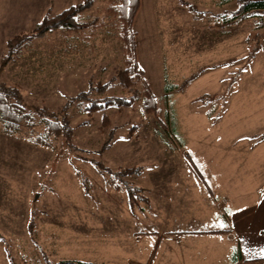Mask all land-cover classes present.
<instances>
[{"label": "rangeland", "instance_id": "374dc122", "mask_svg": "<svg viewBox=\"0 0 264 264\" xmlns=\"http://www.w3.org/2000/svg\"><path fill=\"white\" fill-rule=\"evenodd\" d=\"M110 7V0H96L80 14L86 27L79 33L57 30L33 39L16 62L0 67V83L48 112L95 84L109 87L92 99L134 100L133 91L141 92L135 76L130 88L117 80L125 53ZM237 7L236 0H146L132 28L155 112L146 113L141 98L104 112L72 106L71 149L60 139L53 148L39 147L25 127L8 135L0 126V264H135L133 236L155 226L148 221L150 189L169 180L166 172L184 169L187 154L223 173L248 163L234 179L239 193L255 198L264 181L255 164H264V145L250 151L245 144L264 138V12L242 20ZM48 9L51 17L63 12ZM36 23L0 28V59L6 41ZM136 168L139 175L113 189L118 169ZM126 185L139 190L133 208Z\"/></svg>", "mask_w": 264, "mask_h": 264}, {"label": "crops", "instance_id": "0c3cea01", "mask_svg": "<svg viewBox=\"0 0 264 264\" xmlns=\"http://www.w3.org/2000/svg\"><path fill=\"white\" fill-rule=\"evenodd\" d=\"M83 1L0 0V28H24L38 22L49 7L56 15ZM145 3L140 0L133 28ZM251 141L255 143L245 144L250 151L264 145V138ZM211 164L209 170L202 168L211 193L187 166L166 172L169 180L150 189L148 221L155 226L144 231L145 240L133 236L135 264H264V181L251 199L250 193L238 192L234 179L248 163L226 173ZM255 164L264 174V164Z\"/></svg>", "mask_w": 264, "mask_h": 264}, {"label": "trees", "instance_id": "16d2710c", "mask_svg": "<svg viewBox=\"0 0 264 264\" xmlns=\"http://www.w3.org/2000/svg\"><path fill=\"white\" fill-rule=\"evenodd\" d=\"M96 0H84V2L72 6L57 16L51 17L48 9L38 23L34 25V29L30 33H20L5 43V51L0 59V67H5L9 63L16 62L21 52L28 47V44L33 39H41L46 34L57 30H63L68 33H79L84 30L86 25L79 24L78 19L80 14L90 9ZM111 7L109 12L112 16L117 17L120 25V41L123 44L125 53L124 71L118 72L117 80L124 88H130L132 85L131 76H135L137 82L140 83L141 92L133 91L134 100L142 99L143 109L146 113L156 111L155 98L148 86L145 85L142 77L144 72L138 67L136 59V43L135 34L133 32V20L138 12L140 0H110ZM237 10L235 14L241 19L247 18L254 12H264V0H236ZM116 4L118 6L116 7ZM190 9H192L189 6ZM203 72V71H202ZM185 85V84H183ZM109 84H95L90 86V89L85 92H80L76 96L69 98L64 105L56 112H48L44 108L29 107L23 100L20 90L14 85L0 83V126L4 133L14 135L18 133L22 127H25L28 132L32 134L28 140L36 146L44 148H53V143L56 140H62L63 144L70 149L71 141L73 139V129L70 125L69 110L72 106L83 108L85 112H104L108 108L130 107L134 100L133 95L131 99L124 98H103L96 100L91 98L93 92L99 94L106 90ZM96 90V91H95ZM106 121V116H103ZM36 127H41L40 133L35 135L32 130ZM34 135V136H32ZM108 145L104 151L108 149ZM188 168L193 172L195 177L204 185V187L211 193L210 186L207 184L202 167L193 158L191 154L185 157ZM98 170H103L100 164H97ZM106 169V168H105ZM141 169H118L114 174L112 181L113 189L120 191L116 181H121L126 177L137 176ZM128 197L129 207L133 208L138 199V188H133L126 185L124 188ZM146 203V200L143 199ZM10 264L13 262L10 260ZM46 264H82L79 262L60 261L53 263L47 261Z\"/></svg>", "mask_w": 264, "mask_h": 264}]
</instances>
